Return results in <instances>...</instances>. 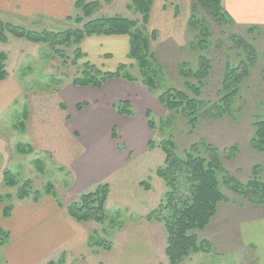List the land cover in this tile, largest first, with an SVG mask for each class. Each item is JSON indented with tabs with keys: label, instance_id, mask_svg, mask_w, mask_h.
Returning a JSON list of instances; mask_svg holds the SVG:
<instances>
[{
	"label": "rangeland",
	"instance_id": "obj_1",
	"mask_svg": "<svg viewBox=\"0 0 264 264\" xmlns=\"http://www.w3.org/2000/svg\"><path fill=\"white\" fill-rule=\"evenodd\" d=\"M99 2H103V0H99ZM119 2L113 4V14L119 13L122 5ZM119 14L140 23L139 14L133 10L123 11ZM255 20L256 24L246 25L237 24L232 18L230 27H213L216 42L221 44L209 51V56L213 61V72L206 81L204 99L212 100L214 98L222 78L224 63L227 60H232L235 63L234 60L238 59L235 54L231 56L232 53L236 52V49L233 48L227 38L230 30L251 42L257 51L256 60L253 62L254 66L252 65L253 67L242 85V98L235 105V108L240 106L235 117L233 114L232 116H224L220 120H203L196 125L193 132H189L186 121L182 120L180 115L174 116L171 124L165 122L163 118H167L169 114L155 98H152L151 112L155 126L153 130L147 129L144 109L142 110L139 103L136 105V109L134 108L135 115H137L134 127L130 126L131 122H122L121 127H119L120 125L114 127L117 138L113 139L111 130L114 121L111 122L112 120H109L110 118L103 112L102 117L110 122L108 121L104 129L99 130L101 134L91 133L90 128H86L85 131L81 132L80 130L79 134L74 135L84 146V151L79 156L61 155L67 148L66 138L64 145L62 142L60 144L55 143L56 153L50 150L54 154L50 151H35L36 154L23 156L16 151V144L18 143L34 146L33 139L38 145L41 144L43 147L51 145L54 149V144L50 142V129L45 128V126L50 125L51 121H59V116L62 115L60 111H57L58 105L61 103L59 93L65 92L66 85L71 84L72 77L80 69L79 63L77 65H64L61 59L42 43L34 44L27 41L26 45L29 48H23V56L18 58L17 64H13L17 56V49L12 53L9 51L10 59L6 65L9 71L12 69L13 72L10 74L15 82L9 78L2 85L6 86L8 90L12 87L13 95L0 96V107L3 106L0 115L4 116L0 120V180H2L3 170L10 169L19 180L30 179L33 188L36 190H42L43 186L50 182L55 195L61 201H70L71 199L73 201L81 193L93 189L98 183L106 182L110 187L104 208L103 222L99 223L102 232L100 231L92 240H106L111 243L108 244L111 248L113 247V250L111 251V248L109 250L99 248L91 241L92 245H88L86 251L83 248L80 253H73L71 257L64 256L63 260L56 256L52 258L53 264H113L114 258L120 264H169L164 253L166 234L163 223L147 221L144 218L164 199L166 191L163 180L155 174L156 168L163 165L165 159L164 153L158 147L159 142L163 139L172 138L175 140L177 153L192 143L203 139L218 148L223 154L224 166L240 181L244 182L249 178L251 168L255 165L262 168L264 178V152L254 151L251 146L252 120L257 116L264 115V23H258L259 19ZM22 24L27 28L25 23ZM249 26H253L251 32ZM77 27L74 21H65L52 28V31L57 32ZM28 28L36 31L46 29L42 25ZM148 28L149 30L152 29L150 26ZM47 30L49 29L47 28ZM162 33V37H159L160 33H158L156 40L152 42L158 62L164 70V75L159 83L164 87L171 86L186 90L184 80L178 73V64L182 61H189L190 66H195L196 61L194 51L186 48L188 40L186 27L183 26L181 31H178V35L175 36L169 34L170 32H164V30ZM36 45L41 48L36 49L37 54L34 55L32 51ZM72 49L73 47L65 49V53L70 58L72 57ZM240 52L243 53L242 50ZM17 67L18 71L16 70ZM127 72L137 76L138 69L135 66L128 68ZM11 83L12 85H10ZM71 94L69 92L63 99L70 108L69 113L73 118L71 110H76V102H73V105L70 104L75 101L76 97ZM4 104L8 105L5 109ZM91 108L84 106L83 114L85 113L86 121H92L88 112ZM65 114L66 112L63 115ZM99 115L97 114L98 117ZM28 120V127L31 126L32 130L30 133L28 129L26 134V132L21 131L23 130L21 124L26 126ZM168 121L171 122V120ZM45 140L46 142H43ZM148 141L153 142V148H149ZM119 145H123L124 148L118 149ZM100 146L105 147L102 157L99 156ZM233 146L237 148L235 156ZM36 148L35 150H37ZM54 155L55 158H53ZM35 158H40L43 162V173L38 172L35 164L32 163ZM144 181L149 182L150 189L145 190L140 187V183ZM2 188L4 187L2 186ZM9 191L13 192L15 188L9 189ZM223 193L226 199L219 205L215 217L205 231V235L210 238L212 248L208 252L192 254L179 264H200L201 259L207 264H213L214 259H216V255L213 253L219 250H225L228 253L226 257L231 258L233 255H229L236 250L231 248L244 247L241 237L250 223L257 218L264 221V205L251 204L226 189L223 190ZM2 194H4V189H1L0 185V195ZM12 201L14 203L20 202L15 199ZM142 212L143 214H141ZM139 214L141 215L139 216ZM129 221L131 225L126 224ZM142 225L144 231L143 229L139 230ZM142 231L144 232L143 235ZM229 237L232 242L228 239ZM81 240H74V244ZM6 244L0 245V264H10L5 254ZM68 248L71 252L76 251L75 248L70 249L69 246ZM26 253H22L23 256ZM41 255H35L34 259H37L38 256L41 259ZM49 261L51 260L39 261L35 264H47ZM237 263L253 264L246 257L245 252H242Z\"/></svg>",
	"mask_w": 264,
	"mask_h": 264
},
{
	"label": "trees",
	"instance_id": "obj_2",
	"mask_svg": "<svg viewBox=\"0 0 264 264\" xmlns=\"http://www.w3.org/2000/svg\"><path fill=\"white\" fill-rule=\"evenodd\" d=\"M154 1L129 0L127 7L139 14L140 23L118 14L93 17L100 8L99 0H75L73 4L75 13L68 19L74 21L78 27L63 31L54 32L47 29L36 31L0 19V43H5L8 35L31 43H42L50 48L64 65L79 63L80 69L71 79L73 86L99 89L112 78L140 82L169 114L167 118H163L165 122L171 124L174 116L180 115L181 119L186 121L189 132H193L196 125L203 120H220L224 116L233 114L235 117L240 108V106L235 108V105L242 98V85L256 60L255 46L229 29L227 38L236 49L231 56L235 54L238 59L234 60L235 63L232 60L224 63L222 78L214 98L204 99L206 81L213 72V61L209 51L221 44L216 42L213 27H230L232 18L224 8L222 0H190L186 24L188 33L186 48L196 54L195 66H190L189 61L178 64V73L184 80L186 90L171 86L164 87L159 83L164 70L158 62L152 45L158 33L148 28ZM103 2L109 3L110 0ZM248 28L251 32L253 26ZM114 35L128 37L127 58L133 61L138 69L137 76L128 74L130 64H118L115 69L109 71L99 69L83 59L80 44L84 38ZM71 47L73 49L70 58L65 53V49ZM6 62L7 53L0 50V82L8 76ZM86 105L85 102L78 103L75 108L80 111ZM59 107L66 110L63 103H60ZM114 109L118 115L135 116V110L128 100L117 102ZM144 115L148 128L153 130L155 127L153 113L146 110ZM251 124L253 128L251 146L254 151L262 153L264 152V115L253 118ZM21 127L23 129L21 131L25 132L26 127L23 124ZM111 135L113 139L117 138L114 127ZM147 145L149 148L154 147L152 141H148ZM158 147L164 153L165 159L163 165L156 168L155 174L163 180L166 191L164 199L144 218L147 221L163 223L166 234L164 253L169 264H179L192 254L208 252L212 248L210 238L205 235V231L215 217L219 205L226 199L224 189L251 204L264 205V178L260 166H253L249 178L243 182L226 169L223 154L218 148L203 139L192 143L179 153L176 152L177 144L172 138L161 140ZM122 148L123 145L118 146V149ZM16 151L23 156L35 153L31 145L21 143L16 144ZM235 151L237 148L233 146L234 156ZM32 163L35 164L38 172L43 173L44 164L40 158L33 159ZM1 184L4 189L6 188L5 193L0 195L3 218H7L12 211V199L18 201L29 199L37 203L46 194L55 198L58 206L64 208L68 216L77 223H102L110 191L108 183H98L90 191L81 193L76 199L63 205L60 199H57L50 182L46 183L42 190H36L30 179L19 180L12 170L5 169L2 172ZM140 186L145 190L150 189L147 181L141 182ZM14 188L15 191H9ZM9 238L10 233L0 228V245H5ZM93 238H89L88 245H92V241L99 248L106 250L111 248L108 244L110 242L92 240ZM47 264H53V261Z\"/></svg>",
	"mask_w": 264,
	"mask_h": 264
},
{
	"label": "crops",
	"instance_id": "obj_3",
	"mask_svg": "<svg viewBox=\"0 0 264 264\" xmlns=\"http://www.w3.org/2000/svg\"><path fill=\"white\" fill-rule=\"evenodd\" d=\"M118 1H120L119 4L122 3L119 13H123V11L128 12L130 10L127 7L129 0H110L109 3L100 2V8L93 14V17L115 15L113 14V4ZM222 1L224 8L234 19L235 23L246 25L256 24L255 19H259L258 23H264V0ZM74 2L75 0H0V19L3 22L16 23L17 25H23L22 23H25L27 27L42 25V27H46V29L48 28L52 31V28L56 27L60 22L72 21L68 19V17L75 13L73 9ZM189 8L190 0H155L151 7L148 27L150 26L152 29L158 31L161 35H159V37H162L163 30L164 32H170L169 34H173L174 36L178 35V31L180 32L183 26L186 27ZM119 13L117 12L118 15H120ZM26 42L27 41L24 39L14 38L8 35L7 41L5 43H0V50L7 53V62H9L10 59L9 51L12 53L17 49V56L13 62V64H17L18 58L23 56V48L28 46ZM80 47L84 55L83 59L91 62L99 69L110 71L115 69L118 64H130L131 68L135 67L133 61L127 58L129 52V39L125 35L86 37L81 42ZM38 48L41 47L36 45L33 48L32 53L34 55L37 54L36 49ZM6 70L8 76L5 80L0 82V96H7V94L13 95L11 90L13 89L12 87L8 90L6 86H2L9 78L15 82V79L10 74V72H13L12 69L9 71L6 65ZM16 70L18 71V67ZM140 84V82H131L122 78L109 79L99 89L73 86L70 83L67 84L65 89L66 93H59V97L61 103L64 102L63 104L68 110H62L58 105L57 111H60V114H62L59 116V121H51L50 125L45 126V128L50 129V142L54 144L55 147L54 149H52L51 145L43 147L41 144L38 145L33 139L34 146H31L34 152H48L53 150L56 153L57 147L55 143L58 142L60 144L62 142V145H64V140L66 138L67 148L63 153L61 151V155L65 154L66 156L72 154L79 156L84 151V146L74 135L79 134L80 130L83 132L86 128H90L91 133L101 134L99 130L104 129L109 120H112L111 122L114 121L113 127H117V125L121 127L124 121L131 122L130 126L134 127L137 121V115L134 117L118 115L114 109V105L119 101L128 100L135 109L136 105L140 103L142 110L144 109V113L146 110L152 111V98L154 97L144 86H141L142 84ZM10 85H12V83ZM69 92L76 97V99H74L75 101H72L70 105H73V102H76L75 105L85 102L87 108L93 106V108L88 111L92 121H86L85 113L83 114L84 107L80 111L71 110L73 118L71 117L69 113L70 108L63 99ZM7 104H4V109L8 107ZM2 107L3 106L0 107V112L3 110ZM63 111L66 112L65 115H63ZM103 112L107 114L110 118L109 120L102 117ZM97 114H100L99 117ZM3 117V115H0V120H2ZM67 117H69V119H67ZM144 119H146L145 115ZM29 120L25 126L26 134L28 129L30 133L32 130L31 126L28 127ZM146 127L150 129L147 123ZM43 142H46V140ZM35 148L37 150H35ZM103 148L105 147L102 146L100 148V157L104 155ZM54 152L52 153L54 154ZM53 158H55V155ZM0 185L1 189H4L1 183ZM71 200L60 201L63 205H67ZM2 206V203H0L1 211ZM143 212L141 214H143ZM141 214H139V216ZM254 220L255 221L250 223L248 229L246 228V230H244L243 236L241 237V242L244 247L231 248L232 250L236 249L234 252L232 251L233 254L229 255H233L231 256L233 259L226 257L228 253L225 250H219L218 252L214 251L213 254L216 255V259H214L213 264H232L233 262L238 264L237 262L242 252L246 253V257H248L253 264H264V221L258 218ZM126 224L131 225L130 221ZM0 227L8 230L10 233L9 242L5 246V254L10 264H25L26 262L28 264H35L39 263V261L42 262L48 259L53 261L52 258L56 256L63 260L64 256L71 257L73 253H80L83 248L86 251L89 238L98 235L102 230L99 223L75 222L68 216L64 208L58 206L55 198L46 194L43 195L37 203L30 200L15 202L7 218H3L0 212ZM140 229L144 231V226L142 225L139 230ZM143 231L142 235L144 233ZM76 239L82 240L74 244V240ZM228 239L230 240V237ZM230 242H232V240H230ZM68 246L70 249L75 248L76 251L71 252L68 250ZM112 250L113 247L111 248V251ZM25 252L27 253L23 256L22 253ZM35 255H41L42 257L39 259L38 256L37 259H34ZM199 263L207 264L203 259H201ZM113 264L120 263L114 258Z\"/></svg>",
	"mask_w": 264,
	"mask_h": 264
},
{
	"label": "flooded vegetation",
	"instance_id": "obj_4",
	"mask_svg": "<svg viewBox=\"0 0 264 264\" xmlns=\"http://www.w3.org/2000/svg\"><path fill=\"white\" fill-rule=\"evenodd\" d=\"M2 213V212H1Z\"/></svg>",
	"mask_w": 264,
	"mask_h": 264
}]
</instances>
